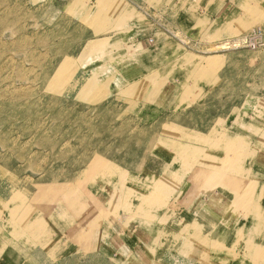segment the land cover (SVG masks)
<instances>
[{
	"label": "rangeland",
	"instance_id": "1",
	"mask_svg": "<svg viewBox=\"0 0 264 264\" xmlns=\"http://www.w3.org/2000/svg\"><path fill=\"white\" fill-rule=\"evenodd\" d=\"M125 1L137 2L132 4L135 9ZM134 1L0 0V192L17 186L20 194L10 218L6 208L11 204L0 202L1 235H9L10 244L29 254L39 252V262L50 257L36 220L40 211L58 206L62 189L44 188L49 186L44 183L71 179L68 184L79 201L69 210L73 216L54 217L49 230L56 238L76 229L81 201L84 233L70 241L89 264H118L108 256L111 245L106 239L100 250L95 245L102 230L109 241L117 225L129 232V205H139L137 210L152 227L147 264H157L160 245L168 249L179 244L171 242L178 238L185 251L204 248L223 263L260 264L264 190L251 188L257 184L264 189V170L257 173L251 164L264 161V153L257 152L264 149V0H163L161 11L167 13L162 15L155 12L162 0H145L153 5L146 13L141 8L145 1ZM118 8L124 12H116ZM134 16L131 28L145 23L167 33L165 53L179 60L170 63L169 71L183 69L189 84L200 80L216 85L215 101L226 102L234 94L239 103L245 102L249 109H235L236 118H242L235 119L233 129L231 118L202 130L181 126L176 121L182 112L176 109L164 114L156 110L160 115L153 122L143 119L141 113H149L147 103L160 96L166 78L153 67L147 80L126 83L121 71L138 57L127 47H117L121 40L109 37L118 35ZM242 37L245 43L236 48L202 49ZM168 151L174 155L169 161L164 158ZM140 154L141 163L136 158ZM95 160L103 163L97 170ZM151 160L154 164L148 165ZM159 163L160 169L150 173L149 167ZM220 165L221 170L213 169ZM196 173H204L203 178L195 181ZM180 193L183 201L172 199ZM193 194L203 204L206 197L227 198L221 202L229 212L219 222H207L202 205L197 212L189 208ZM109 197L118 202L110 204ZM115 216L125 218V224L115 226ZM256 226L259 231L254 233ZM205 261L202 256L195 264Z\"/></svg>",
	"mask_w": 264,
	"mask_h": 264
},
{
	"label": "crops",
	"instance_id": "2",
	"mask_svg": "<svg viewBox=\"0 0 264 264\" xmlns=\"http://www.w3.org/2000/svg\"><path fill=\"white\" fill-rule=\"evenodd\" d=\"M129 1V0H128ZM134 1V0H133ZM140 2V0H137ZM145 1V0H144ZM123 2V1H122ZM163 0L159 3V6L156 8H159L160 14H165L167 11H161V6ZM129 6H132V4H135L137 2L128 3L125 1ZM148 4V2H143V10L145 13L146 10L153 8V5ZM124 7V4L122 3V7ZM133 7V6H132ZM134 8V7H133ZM140 8V7H139ZM135 9V8H134ZM124 10V9H123ZM120 12L119 8L118 11ZM124 11H121L120 13H123ZM129 13H135L132 11V9L128 10ZM136 17L130 18V22L125 25L122 30L118 32V35L116 33L111 34L109 37L112 38L114 41L121 40L122 42H117L119 47H127L131 51L137 55L136 59H133L128 63V67L126 70L121 71V77H123L124 80H126V83H135L141 80H147L148 76L152 73L151 69L155 67L156 69L159 68L161 71L158 72L159 75L166 78V85L163 86L160 90L161 94L160 96L154 100V101H148L147 103V112L148 114H143V119H150V122H153L152 120H155L158 115L156 114V110H159L161 114L167 113L172 109H176L179 112H182V115L179 117V119L176 121L178 124L180 123L181 126H190L193 129L202 130L207 129L211 126H213L216 122V120H222L225 124H227L226 119L231 118L228 122L230 124L231 129H233V124L236 123L237 119L240 120V116L236 118L237 112H234L235 109L239 108H246L245 102L239 103L237 95H232L229 98V100L225 101H215L213 100V95L217 94V87L216 85L208 82H200V80H197L192 83L185 82V75L183 69L179 72L176 71V69L170 70L172 66L170 65L171 62L179 60L170 57L167 53H165L166 45L168 44L165 39V36H167V33L164 32V30L158 25L151 26L148 24L143 23L142 25H135L133 28H131V24H134L131 22V20H134ZM121 24V23H120ZM129 25V26H128ZM178 33V32H177ZM153 41L158 42V47H152ZM165 44V45H164ZM201 47V46H200ZM162 50V51H161ZM141 53V57L139 54ZM160 53V54H159ZM163 53L164 56H161ZM169 56V60L168 59ZM206 81V80H204ZM190 86L189 88L187 86ZM212 98V99H211ZM216 99V98H215ZM211 100V101H210ZM240 107H239V105ZM199 106L200 109L196 110L195 107ZM218 107V108H217ZM210 111H214L215 113L210 114ZM220 111V112H219ZM222 111V112H221ZM233 111V112H232ZM245 111V110H243ZM245 113V112H244ZM247 114V113H246ZM152 115L154 119H152ZM245 117H243L244 119ZM236 119V121H235ZM140 121L144 122V120ZM145 123V122H144ZM232 124V125H231ZM258 153H264V149L257 150ZM174 155L172 152L168 151V154L164 155L165 160L169 161L172 160ZM264 158V155H263ZM164 159H162L163 161ZM161 163L156 165L155 167H149V172H153L154 170H159V166ZM260 167V168H258ZM264 170V164L263 166H256L253 165V171H256L259 173L260 171ZM183 185L180 186V190H182ZM251 190H261L259 185L255 184L252 186ZM185 196L183 193L173 196V200L183 201ZM175 197V198H174ZM205 197V196H204ZM204 201H207L206 199H202ZM227 198L221 199L222 202H226ZM177 201V202H178ZM179 204V202H178ZM212 209L219 210L220 207H223V210L225 208V205L223 206V203H217L213 202ZM258 205V204H257ZM259 206V205H258ZM222 210V211H223ZM217 212V211H216ZM120 218L116 217L113 219V223L115 226L121 221ZM122 220V221H123ZM136 223V222H135ZM134 221H129V225L126 227L128 233H126V230H123L122 228L118 227L116 228L115 238L113 240H110L111 242V249L109 250V257H113L114 259H118L116 262L118 264H147V256L145 254L144 248L141 247L139 244H136L133 239L138 238L144 243H146L149 239L148 233L143 231L137 232L136 229H138V225L135 224ZM134 224V225H133ZM133 225V226H132ZM167 228V227H166ZM123 233H120V231ZM175 231V230H172ZM143 234V235H142ZM234 236V235H233ZM232 236V237H233ZM12 239L9 237V235H1L0 234V264H32L30 259V254L28 252H25L20 246L18 245H12L10 244V240ZM228 239H231L230 237ZM163 243V242H162ZM227 245L229 244L226 243ZM163 251H159V256L162 255L165 256V252L167 251L164 248V245H160ZM2 248V249H1ZM7 252V254H6ZM108 253V252H107ZM141 253V254H140ZM206 249L202 248L197 251H195V259L192 260L190 263H200L202 256H206L204 258L207 259L204 264H220V261L215 262V259L211 257V255L206 254ZM172 255L174 256V252L172 251ZM177 258L176 263L177 264H188V261L186 263L184 260H181L178 255H175ZM184 257V256H183ZM28 258V259H27ZM163 260V258H161ZM183 259V258H182ZM179 260V262H178ZM217 261V260H216ZM189 263V264H190ZM170 264V263H169ZM175 264V263H174ZM224 264H232L231 262L225 261Z\"/></svg>",
	"mask_w": 264,
	"mask_h": 264
},
{
	"label": "bare ground",
	"instance_id": "3",
	"mask_svg": "<svg viewBox=\"0 0 264 264\" xmlns=\"http://www.w3.org/2000/svg\"><path fill=\"white\" fill-rule=\"evenodd\" d=\"M245 39H246L245 37L237 38V39H234V40H227V39H225L224 41H221L219 43L213 44V46H211V45L204 46L202 49L203 50H206V49H209V50H211V49H213V50H220V49L221 50H228L230 48H234V47L236 48V47L241 46L243 43H245ZM117 47H118V45H117ZM103 52L104 51H102V53ZM96 55H99V52ZM139 55H141V53ZM162 151L163 150H161V149L160 150H157V153H162ZM136 158H137V161L141 163V159L143 158V156H142V154H140V155H137ZM252 163L253 164H251V167H253L254 164H255V167L258 166V165L263 166L264 161L254 160ZM153 164H154V161H152V160L148 162V165H153ZM93 165H94L93 166L94 169L97 170L98 168H100V167L103 166V163L100 160H95L93 162ZM220 167H221V165L220 166H215L213 169L214 170H221ZM258 168H260V167H258ZM203 175H204V173H196V174H193L192 177H194L195 178L194 180L197 181V180H200L201 178H203ZM71 181H72L71 179H67V181H64L63 180V182L60 183V181L58 182V181H56V179H54V180H52V182L49 181V180H47L44 183L45 185H49L48 187H44V188L52 187L53 189H56V186H58L59 188L62 189V191L60 192L61 193L60 197L58 199H56L57 200L56 203L58 204V206L55 204V209L48 208V209H46L44 211H40V213H38V218L36 220V222H37V232L40 233L41 238L43 240V244L47 248L50 246V249L49 248L48 249L52 252V254L49 252L48 254H49L50 257H46L45 256L44 257V260L42 262H39L38 261V259L41 257V254L39 252L38 253H35L34 255L33 254H30V259H31V263L32 264H86V263H88L85 260L83 261L82 258H79L80 255H78L77 253L74 252V250H73L74 249V241H70L71 238H81L82 235H83V233H84V226H83V222H82V220H83L82 209H84L83 207L85 205L84 204H83L84 206L81 205V201H80V207L81 208L79 207L80 210L79 211H76L77 212L76 213L77 214V217L79 216V218H81V220L80 221L78 220L79 221V225L77 226L76 229H72L73 231H70V229H67L66 231H64L65 233H64V235L62 237H57L56 236V238L53 237V234L54 233L51 234V230H49L50 224L52 223L51 221L54 219V217L59 216L62 219H67L68 220V219H70L73 216V213L72 212H69V210H70V208L73 205V201H76V202H79V201L78 200H75V199H77L76 195H74L76 193H74L72 191V188L68 184ZM195 181H193V182L195 183ZM3 182H4V180H3ZM110 184H113V183H110ZM46 194H51V192H48ZM19 195L20 194L18 193V187L17 186H16L15 189L10 188V190H8L7 192H5V190H4V192L3 191L0 192V202L1 203H7V204L10 203L11 204L10 207L7 206V208H6L7 210H9V212H8L9 214L7 215V217H9V218L13 216V212L15 210V207H17L18 204H19V198H20ZM198 195L199 194H197V195H194L193 194V196H195V197H194V199L190 200L191 203H190L189 208L191 210H195L197 212V209L198 208H201L200 205H202L206 209V211L208 212V215H209V216L208 215H205L207 217V219L205 221L210 222V223L213 220H216V222H219V221H221V220H223L225 218L226 214L229 212V209L227 211L226 210H223L221 212L219 210H217V209H212V207H213V204L212 203L213 202L222 203L219 199L213 200L212 198H209L207 200V202L203 204L198 199V197H197ZM206 196H208V194ZM118 199L117 198H113V197H109L108 202L110 204L117 203L118 202ZM232 201L233 200H229V202H232ZM129 206H127L128 207L127 210L129 212V217H130L129 218V221H135L137 223L138 227H141L143 229V231H145V232H147L149 234L148 235L149 239H148V241L146 243L145 242L143 243L138 238L139 236L136 239L135 238L133 239V241H135L136 244H139L141 247L144 248L145 254L147 256V260H146V262H147L149 260L148 257L150 256V253L147 250V248L150 247L149 245H151V243H152L151 240H153L152 237H151V235H152L151 228L152 227L149 224L147 225L145 223L144 219L142 218V216L140 215L139 211L137 210V208L139 207V205H138L137 208H133V207H129ZM110 207H111V205H110ZM230 218H231V222L233 220H235L234 219L235 218L234 216L229 217L228 220H230ZM100 219L98 218V221ZM120 220H121L120 221L121 224H123V223L125 224V221L123 219H120ZM101 221H103V220H101ZM225 222L226 221H223L222 222V228L224 227ZM110 224H112V222ZM99 225H100V231H101V228H102L101 223ZM258 228L259 227L256 226L253 229L254 233H256V232L259 231ZM1 229L2 228L0 226V234L4 232ZM101 233H102L103 236L101 237L102 239L100 241H98L97 244L95 245L96 246V250H100V248H102L101 242L103 240L105 241V239L107 240V243L111 245V242H109V239H107V237H105V235L103 234V230L101 231ZM252 238H253V236L252 237L250 236V238L247 239L248 240V245L250 247L254 246V241H253ZM66 240H67V243L64 244V242H66ZM178 240H179V244L178 245H175V246H172V247H168V249H166L167 251L165 252V256L162 257L163 260L160 258V260L156 262L157 264H169V263L170 264H174V263L177 264L176 261H175V260H177V258L175 257V255H178L179 258L181 260H184L185 263H186V261H188V264L190 262H192V260L195 259V255H194L195 254V251L194 250H189V251L183 250V248L181 247V242H180L181 239L180 238H178L175 241H171V242L177 243ZM216 242H217V244H219L218 242H220V240L217 239ZM12 245H14V244H12ZM212 250L214 252H216V255H217V251H219V250L218 249L215 250V248H213ZM151 251H152V248L150 249V252ZM172 251L175 254L174 256L172 255ZM6 254H7V252H6ZM206 254H209V252H207ZM204 257H206V256H204ZM254 258H256V257L254 256L253 259ZM221 260H224V259L217 258V259H215V262L220 261V264H224ZM111 262H113V261H111ZM178 262H179V260H178ZM255 263H256V260H250L249 262H244L242 264H255ZM190 264H193V263H190ZM260 264H264V259L261 261Z\"/></svg>",
	"mask_w": 264,
	"mask_h": 264
}]
</instances>
